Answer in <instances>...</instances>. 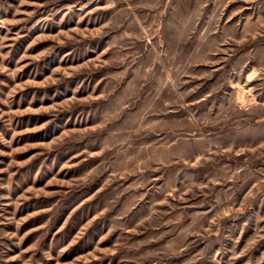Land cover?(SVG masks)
I'll use <instances>...</instances> for the list:
<instances>
[{"label":"rangeland","instance_id":"1","mask_svg":"<svg viewBox=\"0 0 264 264\" xmlns=\"http://www.w3.org/2000/svg\"><path fill=\"white\" fill-rule=\"evenodd\" d=\"M0 264H264V0H0Z\"/></svg>","mask_w":264,"mask_h":264}]
</instances>
